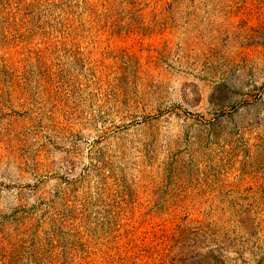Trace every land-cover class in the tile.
<instances>
[{"label":"rangeland","instance_id":"374dc122","mask_svg":"<svg viewBox=\"0 0 264 264\" xmlns=\"http://www.w3.org/2000/svg\"><path fill=\"white\" fill-rule=\"evenodd\" d=\"M0 264H264V0H0Z\"/></svg>","mask_w":264,"mask_h":264}]
</instances>
